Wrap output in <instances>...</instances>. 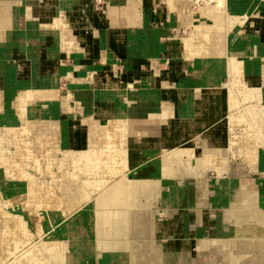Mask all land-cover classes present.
<instances>
[{
	"label": "crops",
	"instance_id": "0c3cea01",
	"mask_svg": "<svg viewBox=\"0 0 264 264\" xmlns=\"http://www.w3.org/2000/svg\"><path fill=\"white\" fill-rule=\"evenodd\" d=\"M108 3L109 17L106 13L99 11L100 8L105 9ZM128 6V0H123L118 6L113 0L104 1V5L97 0H0V119L8 118L1 119L0 123L18 122L19 113L16 112L15 105L19 102L22 92L31 90L34 92L35 99L43 95H51L55 104H49L48 107L43 108L49 110L50 105H54L51 110L56 109L59 121H48L47 112L49 111L47 110L44 120L48 124L56 122L62 125V129L57 130V136H61L63 141L65 139L71 141L68 144L72 143V148H88L92 134L94 136L95 133L92 132L90 121L86 120L93 121L92 117L97 105L103 104L96 92H100L99 97L100 95L104 97L106 92L110 91L112 95L115 91H122L119 93L121 99L125 92L129 93L125 88L128 86L127 83L121 84L118 76L113 75L109 70L103 71L104 60L112 56L116 59L134 60L136 70H131L125 76L127 80H131V77L136 79L135 72L138 73L150 57L156 65L159 62L156 51L162 45L161 42L147 35L148 30L145 29L142 16L140 20L138 16L134 17L131 22ZM138 10L140 11V8ZM231 12L238 15L234 7ZM146 24L148 29H156L149 18ZM145 40H147L146 45L143 46ZM253 43L257 44L256 41ZM173 45L175 47L172 50L173 53H162V57H169L171 54L179 57L186 68L188 61L175 56V53L179 51V43L171 42L169 47ZM243 61L248 75L253 69H258L257 72H260L261 59H256L258 63L256 67ZM187 68L192 75L193 68ZM200 71L199 68L198 85L194 88H185L175 87L172 81L159 75L156 70L148 80L149 82L152 79L155 80L152 81L158 98L150 97L153 99L148 100L142 97L139 105L137 102L133 103L135 106L131 108L133 110H130L136 113L139 106L145 104L159 113L164 106L162 102L168 101L171 106H174L172 118L178 116L177 118L180 119L177 125L185 122L195 125L189 130L190 133L187 135L189 138L185 143L195 142L196 150L201 152L203 149L201 142L206 137H214L204 132L207 129L204 112L210 97L214 98L215 93L218 94L220 90L219 87L214 90L206 87L202 88H205L204 91L199 89L203 81L202 71ZM131 73L133 76H130ZM149 73L150 71L140 81H144ZM253 77L252 79L255 80L256 77ZM150 86L152 85L146 84V87ZM171 89L177 92L175 102L169 92ZM60 90L72 92L75 99L73 101H76V104L65 102ZM205 91L212 92L211 96L207 97ZM137 92L142 93L139 90ZM12 96L13 99L10 101ZM126 96L128 97V94ZM185 97L187 100L181 105L179 100ZM89 100L93 102L91 105L93 113L89 116L80 115L78 108L91 104ZM190 100L193 101L192 108H189ZM50 101L43 99L38 102V105L42 106L44 102ZM200 101H203V105L199 104ZM107 102L103 105L107 106ZM3 103L6 109L2 106ZM204 106L206 107L202 109ZM228 124L227 119L225 142L230 133ZM11 128L14 129V127L8 130L1 128L0 137L14 136L15 131ZM80 129L83 133H78ZM61 137H58V140ZM84 139L85 143L82 142ZM197 140H200V144ZM221 146L220 150L224 151V145ZM133 151L135 150L131 152ZM140 155L134 152L130 154V157L138 158ZM144 156L141 158L144 162L136 166V170L145 173L143 175L140 172L143 176H147L150 174V156ZM231 166L229 173L217 174L219 176L217 179L206 181L201 186L196 177L179 180L163 176L159 181L160 198L154 203L148 216L151 222L147 235L144 234L136 241L134 240L131 249L124 251H119L112 246H102V241L99 245L95 238L88 257L80 264H264V236L247 238L249 239L247 247L237 244V241L244 239L245 236L237 230L234 219L230 215L232 210L246 208L245 204L250 200L255 208L264 210V164H260L257 171L240 170L233 164ZM208 171L215 170L208 169ZM164 215L165 218L162 220L160 216Z\"/></svg>",
	"mask_w": 264,
	"mask_h": 264
},
{
	"label": "bare ground",
	"instance_id": "6f19581e",
	"mask_svg": "<svg viewBox=\"0 0 264 264\" xmlns=\"http://www.w3.org/2000/svg\"><path fill=\"white\" fill-rule=\"evenodd\" d=\"M164 1H166L169 7V11L176 10V13L181 12L177 21H190L192 24L191 29L186 28V30L189 29L191 32L179 42V51L177 52L178 54L175 53V56H180L187 61H194L195 65L199 66L202 71L203 81L198 88L202 89L206 87L214 90V88L222 87L221 78L224 75H227L229 78V95L228 101H226L230 111L228 116V131L230 133L227 138V145L229 146L228 150L230 146H235L236 148V151L230 149L229 152H234L233 154L239 152L245 157H249L250 161L257 155L260 156L255 140L261 141L264 148V139L262 138L264 129H260L255 125L253 111L259 110V107L264 105V86L255 88L248 85L245 78L248 74L244 61L234 58L244 54L257 56L260 53L258 44H254L253 41L250 43V40L247 41L250 35L239 29L244 21H241V17L238 18L235 13L231 12L228 0H217L216 6L213 7L211 12H207L202 8L199 19L197 15L194 16V19H191V15L185 13L190 11L188 7L192 0ZM128 5L131 22L137 16L138 20H140L141 15H138L141 13L138 10L140 2L138 0H128ZM210 27H214L222 32H218L219 34L226 35L225 55H217L215 53L214 44L209 32ZM261 62L259 75H251L252 77L264 75V60H261ZM120 92L122 91H115V94L112 93V95H110V91L106 92L104 98L108 101L107 107L96 111L92 117L93 121L91 119L86 120L87 122L90 121L92 132L95 135L93 136L92 134V151H88L85 154L89 155L84 157L85 161L83 163H81L80 158H77V154L75 153V151L80 150L72 148V143L68 144V142H71L69 140H66V143L61 146L64 151V154H62L66 159L65 161H60L63 157L52 158L50 157L51 155L40 160H36L35 158L30 159L32 167L34 169H41V174L46 178L56 176L57 174V176H61L57 178H64V181L60 182V189L55 190V193H52L48 197L51 204L48 205V203L44 202V199L39 200L37 197V201L39 200V202L36 200L27 202L25 205L29 209L25 213L26 218H31L30 209L34 207L38 208L40 203H42L41 206L43 207L55 208V204L53 203H55L58 197V191L61 192L66 189L69 191V194L67 196L65 192H62V194L66 198L73 199L71 203H68L71 205L68 209L75 212L78 203L81 201L90 203V209L83 214H73L69 218H64L65 222L61 226L62 231L59 233L55 232L56 238L47 242L51 246L48 247L46 244L47 248L45 250H49V252L51 250L50 253L48 251L46 253L45 250L43 251V248L41 250V247L27 248L28 257L26 259L28 260L22 262L23 264H43L49 258L54 259L52 262L56 261L58 264H80L82 261L85 262V254L83 253L89 254L95 238L99 245H101L102 241V246H112L119 251L131 249L133 241H136L137 238L142 237L148 231L145 219L149 216L150 210L161 195L159 181L162 176H169L179 180L186 177H196L197 182L201 186L202 183L207 181L208 169L220 171L226 167V163L224 164L223 162L226 152L220 150L222 149V144H218L214 137H206L201 142L203 148L201 152L197 151V148L191 147L194 143H185L186 139L189 138L187 137L190 133L189 130L195 126L188 122L180 126L177 125L175 130L161 132L159 135L154 136L156 142L152 137L143 138L145 141L142 137L136 141L130 139L129 132L124 126L128 122L127 106L121 102ZM22 93L19 97V102L15 105L16 112L20 116L18 121H29L31 124L36 123L37 119L43 115V109L41 108L54 103L51 95H43L35 99L34 92L31 90H26V92ZM99 93L98 91L96 92L98 99L102 100L103 95L99 97ZM61 95L65 102H71L72 105L76 104V101H73L72 92H62ZM43 99L51 101L44 102L42 106L38 105V102ZM186 100L185 97L180 99L179 102L183 105ZM192 100H190L189 108L193 106ZM199 104L203 105V101H200ZM99 107L100 105H97L96 108L99 109ZM156 117L159 119V114L156 113ZM166 122H171L169 116L166 117ZM176 122H180V119L179 121L176 120ZM36 125L33 124L32 130H36L38 127ZM12 127L14 126L12 125ZM238 127L244 129L245 132L242 134L236 132L235 130ZM10 137H5V135L0 137V151L4 153V157H6L5 154H8L6 145L11 142L15 145L18 143V139L24 140L20 135L14 134V136L11 135ZM26 138L27 140L30 139L25 135V140ZM96 146L97 149H95ZM132 150L135 151L131 152ZM134 152L141 154L140 157H130V154ZM182 154H187V158L191 160H188V162L184 161V158L182 159L181 157ZM144 155L150 156V174L143 176L140 173L141 171H139L138 173H133L131 178L125 179V173L136 170L132 166H137L141 162H144V159H141L145 157ZM25 156L22 157L25 159ZM19 157L21 158L20 154ZM27 158L29 159L31 156L27 155ZM24 159L22 161L27 160ZM57 161H60V163H58L57 168H53V165L55 162L57 164ZM10 162L12 169H17V171L25 175L27 180L28 178L30 179V182L20 184L21 187L17 191L19 190V192L26 195L39 186L40 182L37 180V177L33 176L34 172L29 170L30 168H27L28 170L25 169L23 164L16 163L17 161H14V159ZM4 163L6 164L7 162ZM76 164H79L80 174H76L74 171ZM41 165H44V167L40 168ZM129 168L132 169L127 171ZM162 170H167L168 174L163 173ZM7 178H12L11 173L7 175ZM15 186L12 185L11 187ZM3 201L4 198H0V212L4 211L7 218L5 224L2 225L4 226L2 227V231L7 233L9 237L16 236L18 244L23 245V243L25 244L23 235L28 229V221L26 218L17 220L14 215H11L9 211L3 208ZM211 201L214 202L213 200ZM8 204L9 208L13 207L11 201H8ZM245 206L247 207L241 210H232L230 215L234 219L237 230H240L245 236L244 239L237 241V244L246 245L247 247L249 243L247 241L249 239L247 238L264 236V210L255 208L251 200ZM64 238H70L67 244Z\"/></svg>",
	"mask_w": 264,
	"mask_h": 264
},
{
	"label": "rangeland",
	"instance_id": "374dc122",
	"mask_svg": "<svg viewBox=\"0 0 264 264\" xmlns=\"http://www.w3.org/2000/svg\"><path fill=\"white\" fill-rule=\"evenodd\" d=\"M104 1L106 0H97V2H99L101 5H104ZM110 1L112 0H109V2ZM113 1L116 2L118 6L123 0H113ZM138 1L140 2L139 8H140L141 16L144 18V26H146L145 29L148 30L147 35H149V37L153 36L155 37V39L157 38V40H159V42H161L162 44L159 50L156 51V54L159 55L158 56L159 62L156 65L153 59L150 57V60L148 62L146 60V62L143 64L140 70H138V73L135 72L136 79L134 77H131V80H127L125 76L128 75V73L131 72V70H134V71L136 70L135 61L116 59L114 56H112L111 58L107 57L104 60L105 63H104L103 71L106 72L107 70H109V72H111L113 75H116L120 78L121 84L122 82L128 84V86L125 88L128 90L129 93L125 92V94L122 95L123 99L121 100V102L125 106H127V114H128L127 121L128 122L124 126L129 132V138L136 141L137 139H141V137L142 139L147 138V137H152V139L156 142L155 137L153 135L156 136V135H159V133L161 132H169V130H175L177 126L176 120L179 121V118H177L178 116L176 118H172L173 112H174V106H171V104L168 101L164 100L162 102L164 106L162 107V109L159 110V113H157L159 114V119H157L156 110L149 108L145 104H141L139 106L138 111L134 113L133 111H131L133 110L131 108L135 106L133 103L137 102V104L139 105L140 100H142V97H144L145 99L151 100L153 98H150V97L157 96L156 87L153 86V81L155 80L152 79L153 81L150 80V82L148 80V78L152 77L153 73L156 72V70H158L159 75H163L165 78L172 81L175 87L194 88L195 86L198 85V82H199V77H200L199 76V66L195 65L194 61L189 60L188 62H186V68H184L185 65L183 64L181 58L174 57L172 54L171 56L169 55V57H162V53H166V54L170 52L173 53L172 50H174L175 47L174 45L171 48L169 47L171 42L179 43L183 40L184 37H187L189 35V32H191V30L189 29L186 30V28L191 29L192 24L190 23V21L189 22H182L181 20L177 21L179 19V15L181 12L176 13V10L169 11L170 9L167 6L166 1L164 0H138ZM207 1L208 0H192L191 4L189 5L190 8L188 7L190 11L185 12V13L191 15V19L192 18L194 19L195 15H197V18L199 19L202 8L207 12L208 11L211 12V10H213V7L216 6L217 0L216 1L209 0L208 2ZM228 3L231 9H233L234 7V10L237 11L238 18L241 17V21H244L243 24H241L239 29L244 31L247 35H250L248 36L247 41L250 40L249 41L250 43L252 41L254 42L256 41L257 44H259L258 48L260 51V53L257 54V56H248L244 54V55H239L236 58V60L238 59L245 60L246 64L256 67L258 64L256 62L257 58L262 57L259 59L264 60V0H228ZM108 8H109V3L105 9L100 8L99 11L101 13H106L108 16L109 15ZM147 17L150 19V22L156 27V29L147 28V24L145 25V23L148 22ZM209 32L211 35V40L214 44L215 53L217 55L218 54L225 55L226 54L225 46H226V40H227L226 35L219 34L218 32L220 31H218L214 27H210ZM82 37H84V35H82ZM146 41L147 40L144 41L145 43L144 45L142 44L143 46L146 45ZM147 54L150 55L149 53ZM187 67L193 68L192 75L190 74L191 72L190 70H188L189 68ZM148 71H150L149 76L144 81H140L142 78H144L148 74ZM257 71L258 69H253L249 72L250 75L245 76L247 84L255 88L264 86V75L256 76V78L253 77L255 78V80L252 79L251 75L253 74L259 75V72ZM131 74L132 75L130 76H133V73ZM155 79H156V75H155ZM221 82H222V87L218 88L220 91L218 94L215 93L216 96L214 98L210 95L212 93V92L211 93L209 92L210 90L205 91L206 96L207 97L211 96V97L208 102V107L206 111L204 110L205 111L204 112L205 121H207L206 122L207 129L204 130V132L206 134L213 135L218 144L224 145L223 146L225 148L224 151L226 152V155L224 156V162L226 163V167L220 171H208L207 178H206L207 181H212V180L217 179L219 177L217 174H222L224 173V171L229 173L230 170L232 169L231 164H233L237 168H240V170L253 169L256 171L260 164H264V148H263V144L258 139L255 141L258 145L257 150L260 156L257 155L251 161L249 160V157H245L243 154H240L239 152H236V154H233L234 152L228 151V147H229L227 145L228 140L226 139L227 142H225V137H226L225 129H227L225 126V122L228 119V116L230 114V111L228 109V103H226V100L228 101V95H229L228 94L229 93L228 76L224 75L221 78ZM142 83L144 85H142ZM146 84H150L152 86L146 87ZM138 90L139 92H142V93H138L137 92ZM202 90L204 91L205 88ZM60 92L62 91L60 90ZM169 92L170 94H172L173 101L175 102L177 92L173 89H171ZM57 93L54 95L55 99H56ZM126 94H128V97L126 96ZM150 94L151 96H149ZM58 98H59V95L57 96V99ZM12 99H13V96L12 98H10V101ZM105 99L106 98L102 97L103 104L107 102V101L105 102ZM126 99L128 100L124 101ZM91 101L92 100H89V103H91L89 105L81 104L82 105L81 108H78L79 109L78 113L80 115L89 116L93 113L92 106H91L93 102ZM125 102H127V104H125ZM103 104L99 107V109L97 108L95 111H100L101 109H104L107 107L106 105H103ZM2 106L5 108V103H3ZM52 106L54 105H50L49 110L48 108H41L43 109L42 110L43 115L37 119L38 121H36V123H33V124H37L36 126H38L37 127L38 129L36 128V130H32L33 124H31L29 121H25V122L18 121L16 123H0V133L2 132L1 128H5L4 130H8V128L12 127L13 125L14 129L12 128L11 129L12 131H15L14 134L17 136L20 135L22 139H24V140L18 139V143H16L15 145L12 142L6 145V148L8 149L7 150L8 154H5L6 157H4L3 156L4 153H1L0 151V161H1L0 162V198L2 197L4 198V201L2 203L3 208L9 211L11 215H14V217L17 220L26 218L25 213L27 212L29 208L25 204L29 201H32V200L37 201V198H38L39 200L44 199V202L48 203V205L51 204L50 199L48 197L52 193L54 194L55 190H59L60 182L64 181V178L58 179L57 177H61V176H57V174L56 176L46 178L44 175L41 174V169H34L32 167V161L30 160L32 158H35L36 160H40L49 155H51L50 157L52 158L53 157H56V158L63 157L64 151L62 150L61 146H63L66 143V139L63 141L61 136L59 135L57 136V133H58L57 130L62 129V125H58L56 122L54 124H51V123L48 124L46 120H44L45 118H43L47 110L49 111L47 112L49 116L48 121H59V118L56 113V109L51 110L52 108H54ZM205 107L206 106H204L202 109H204ZM259 108H260L259 110L253 111V116L255 118L254 121L256 123L254 124L258 128L264 129V105L260 106ZM167 116H169V120L171 121L170 123L166 122ZM19 117L20 116L18 115V118ZM1 119H8V118L2 117ZM161 127H162V131H161ZM235 131L240 132L241 134L245 132L244 129H242L241 127H238ZM78 133H83V131L80 129ZM197 133H199L198 130H197ZM25 135L26 137L28 136V139L29 138L30 139L27 140L26 138L25 140ZM58 137L59 138L61 137V139L58 140ZM262 138L264 139V134ZM143 140L145 141V139ZM82 142L85 143V139L82 140ZM188 143H191V142H188ZM91 145H92V139H91L90 146L88 148L84 147L81 149L79 148L76 149V150H80V151H75V153L77 154V158H80L81 163L85 161L84 157L89 155V154L87 155L85 154L88 151H92ZM0 147H1V144H0ZM191 147H195V145L192 144ZM95 149H97V146ZM230 149H233L236 151L235 146H230ZM82 150H86V151H82ZM19 154L21 158L19 157ZM24 155H26L25 159L24 157H22ZM27 155L31 156V158L28 159ZM181 157L182 159L184 158L183 160L187 162L188 160L189 161L191 160L187 158V154H182ZM13 159L14 161H17L16 163H21L22 159L24 160L27 159L26 161H22L21 164L24 165L25 169L30 168L29 170L34 172L33 176L37 177V180L40 182L39 184L40 187L38 186L34 188L33 191L28 192L26 195L22 192H19V190L17 191V189H20L21 187L20 184H24V182L28 183L30 182V179L28 178L27 180L25 175L22 174L20 171H17V169H12L10 161H12ZM62 160L65 161L66 160L65 157H63L60 161L62 162ZM3 161L7 163L5 164ZM60 161H57V164L55 162V164L53 165V168H57L58 163H60ZM146 161L148 162V160ZM43 167L44 165H41L40 168H43ZM78 167H79V164H76L74 166L75 168L74 171L76 174H80V171H79L80 169ZM132 168L136 169L137 167L135 165V166H132ZM132 168L127 169V171H129ZM162 171L163 173L168 174L167 170H162ZM135 172L138 173L139 171L138 170H135L134 172L129 171L125 173L124 178L125 179L131 178L133 173ZM6 173L7 175L11 173L12 178L11 179L7 178ZM141 173L143 174V172ZM257 176L260 177L259 175ZM136 181H140V180H136ZM12 185H16V186L11 187ZM62 192H65L66 196L69 194V191L67 189L62 190L61 192L58 191L57 193L58 197L56 198L55 203H53L55 204L54 205L55 208L43 207L41 206L42 203H40V205L37 203L39 205L38 208L34 207L30 209L31 218L30 219L26 218L28 221L27 222L28 229L24 232V235H23L24 240H25V244L23 243V245L25 246L18 244L16 236L9 237L7 233H4V231H2L3 230L2 227H4L2 225L5 224L7 216L5 215L4 211L0 212V264H21L22 262H26L28 260L26 259L28 257V254H27L28 250L26 251L27 248L32 249V247L33 248L41 247V250L43 248V251H44L47 248V246L48 247L51 246L47 242L56 238L57 235L55 234V232L59 233L60 231H62L61 226L65 222L64 218L66 217L69 218L73 214H83L84 212H87L90 209V203H87L86 201L85 202L81 201L80 203H78L75 209V212L68 209V207L71 206L68 203H71L73 199L66 198L65 195L62 194ZM39 200L37 202H39ZM8 201L12 202L11 204L13 206L12 208H9ZM160 218L164 220L165 215L162 217L160 216ZM145 221L149 227V223L151 221L148 219V217H146ZM69 239L70 238L68 239L64 238V241L66 244L69 242ZM45 251L46 253L47 251L49 252V250H45ZM83 254H85L84 258L88 257L87 256L88 253H83ZM53 260L54 259H51V258L46 259L43 262V264H58L56 261L52 262Z\"/></svg>",
	"mask_w": 264,
	"mask_h": 264
}]
</instances>
